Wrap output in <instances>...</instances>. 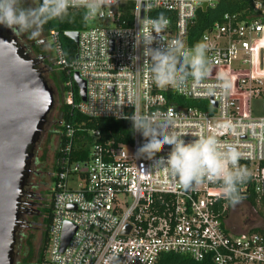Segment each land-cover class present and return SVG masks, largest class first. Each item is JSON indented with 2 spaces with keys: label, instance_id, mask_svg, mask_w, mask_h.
<instances>
[{
  "label": "built area",
  "instance_id": "2783aa9c",
  "mask_svg": "<svg viewBox=\"0 0 264 264\" xmlns=\"http://www.w3.org/2000/svg\"><path fill=\"white\" fill-rule=\"evenodd\" d=\"M218 1L115 0L96 16L104 23L78 32L69 64L57 34L49 32L54 62L77 73L84 83V100L75 102L73 80L66 81L64 102L90 118L131 120L132 139L116 146L94 144L87 159L75 161L74 130L64 126L65 145L54 164L48 242L38 264H156L166 253L197 262L208 258L211 264H264V236L235 233L227 222L222 182L180 187L154 165L169 146L154 160L139 156L146 140L133 127V119L143 120L183 135L185 142L214 136L221 150L234 148L241 154L239 165L249 172L238 185L241 202L249 191L257 199L264 195V0H243L250 2L251 14L224 13L191 44L190 29L202 9L196 4L214 8ZM161 14L167 23L152 32L151 47L188 54L201 45L203 76L199 71L188 75L177 87L155 84L151 57L144 54L143 43L137 46V34ZM178 59L183 63L184 56ZM166 95L206 104L176 105ZM91 135L99 137L100 132ZM251 210L256 213L255 207ZM65 223L75 229L61 250Z\"/></svg>",
  "mask_w": 264,
  "mask_h": 264
},
{
  "label": "clouds",
  "instance_id": "9594fccd",
  "mask_svg": "<svg viewBox=\"0 0 264 264\" xmlns=\"http://www.w3.org/2000/svg\"><path fill=\"white\" fill-rule=\"evenodd\" d=\"M114 3L115 0H41L39 6L33 8L25 7L24 0H0V25L20 34L29 33V38L34 39L43 24L63 20L69 9H83L85 19H88L102 14L105 7ZM166 23L161 14L157 19L148 21L146 30L141 26L137 34L140 39L136 38L137 46L143 43L144 54L151 57V73L155 84L159 87H177L188 75L195 76L198 71L201 76L206 73L204 50L201 45L188 54L172 47L152 48L155 41L152 32L162 30ZM181 55L184 61L177 67ZM132 121L133 127L146 140L138 149L139 156L154 160L157 153L162 152L166 145L169 146L167 155L156 160L154 165L163 168L180 187L188 189L205 180L219 179L229 203L235 205L242 200L238 185L248 179L249 172L239 165L241 154L236 149L221 150L214 136H199L185 142L183 135L169 133L143 120Z\"/></svg>",
  "mask_w": 264,
  "mask_h": 264
},
{
  "label": "water",
  "instance_id": "95a60500",
  "mask_svg": "<svg viewBox=\"0 0 264 264\" xmlns=\"http://www.w3.org/2000/svg\"><path fill=\"white\" fill-rule=\"evenodd\" d=\"M196 5L206 7L204 2ZM65 36L77 43L78 32H65ZM40 61L13 30L0 25V264L15 263L22 200L35 150L55 106L54 90L42 74ZM72 80L83 101V81L77 73ZM74 229L64 224L61 250ZM128 229L126 225L124 231Z\"/></svg>",
  "mask_w": 264,
  "mask_h": 264
},
{
  "label": "trees",
  "instance_id": "16d2710c",
  "mask_svg": "<svg viewBox=\"0 0 264 264\" xmlns=\"http://www.w3.org/2000/svg\"><path fill=\"white\" fill-rule=\"evenodd\" d=\"M35 7L39 6L41 0H35ZM252 6L249 1L243 0H219L214 8H206L205 10L198 9L196 12L195 23L190 29V43L195 44L200 34L214 21L220 20L224 13H240L243 16L252 13ZM86 28L85 13L83 10L69 9L68 15L63 20H52L42 25L41 34L48 35L49 32H55L57 34V41L60 43L63 56L66 62L69 64L75 57L76 44L74 41L65 36V32H79ZM17 38L21 35L27 41V47L30 53L34 57L40 58L41 67L47 72L48 78L51 80L57 92V105H56V117L49 121L47 131V142L51 141V136L56 135L57 146L55 158L61 156L60 148L65 145L66 137L64 126L69 125L74 130V137L72 142V154L73 160H85L88 158L91 146L94 144H112L113 146L119 144H128L132 139V122L129 119H114V118H90L79 113L76 108L66 104L63 100V88L62 85L72 80V72L68 67L62 68L55 62L51 61L53 58L46 52L45 47L47 39L43 40L36 36L34 39L29 38V33H17L14 32ZM44 43V44H43ZM48 47L52 48V43H49ZM46 54V55H45ZM177 67H180V64ZM74 90V101L78 102V91L76 85L72 82ZM170 103L176 105H184L190 107H203L204 102H198L191 99H184L174 95H166ZM91 131H99V137H93ZM246 202L255 207L257 213L262 219L264 224V195L257 199V196L252 191L247 194ZM227 207H231V203L226 200ZM228 216V215H227ZM52 217V203L45 211V217L43 226L41 229L40 245L37 248L36 255L34 257V249L32 243L27 240V256L21 261V264H29L33 260V264H38L43 258L45 249L48 242V229L51 223ZM251 231H255L264 236V228H256ZM156 264H211L208 258L203 261L197 262L188 256L180 254L166 253L162 254Z\"/></svg>",
  "mask_w": 264,
  "mask_h": 264
},
{
  "label": "rangeland",
  "instance_id": "374dc122",
  "mask_svg": "<svg viewBox=\"0 0 264 264\" xmlns=\"http://www.w3.org/2000/svg\"><path fill=\"white\" fill-rule=\"evenodd\" d=\"M36 5V1L35 0H24V6L25 7H33L35 8ZM104 23L103 19H99L97 17H93L90 18L88 20H86V28H90V27H94V26H98L99 24ZM85 28V29H86ZM38 38H41L43 40L47 39V43L45 44V50L53 57V53L51 52V48L48 47L50 41L48 40V35L45 34H41L39 33V35H37ZM19 42L26 48L27 51H29V48L27 47V41L24 37H22L21 35L18 38ZM30 52V51H29ZM32 55V53H31ZM51 61L54 62V59L51 58ZM40 68L42 70V74L44 76V78L47 80L48 84L52 87V89L54 90V95H55V106L48 118V122H47V126L46 129L37 145L36 148V152L35 155L36 156H41V154L44 153V151L47 153L48 149L49 152L47 153V158L49 160V164H52L53 162V154L56 148V144H57V137L56 135H52L51 136V141L47 142V131L49 128V125L51 124L49 121H51V119H54L56 117L57 111H56V105H57V92L55 90L54 85L52 84L51 80L48 78L47 76V72L44 70V68L41 67L40 64ZM258 113H261L262 111H260L259 109H257ZM46 137H45V136ZM41 142V143H40ZM47 150V151H46ZM257 209H256V213H253L251 210V206L247 203V202H239L235 205H231V207H229V212H228V216H227V222L229 223L231 229L235 232V233H241V232H246V231H251L253 229L256 228H264V224L262 222L261 217L259 216V214L257 213ZM21 231V230H20ZM41 236V229H35L33 231L30 230H22L20 232V237L18 239V243H17V251H16V255H15V261L17 260L18 264H21V261L24 257L27 256V248H26V241L29 240L32 243V247L34 249V257L36 255L37 252V248L40 245V237ZM29 264H33V260L32 262H30Z\"/></svg>",
  "mask_w": 264,
  "mask_h": 264
},
{
  "label": "flooded vegetation",
  "instance_id": "af4514ba",
  "mask_svg": "<svg viewBox=\"0 0 264 264\" xmlns=\"http://www.w3.org/2000/svg\"><path fill=\"white\" fill-rule=\"evenodd\" d=\"M49 150L50 149H48V152ZM47 153L44 151L41 156L35 155L32 161L27 187L25 189V196L22 200L23 203L20 216L21 228L18 230V239L23 229L26 231L42 229L45 211L51 201L50 194L54 179L56 148L53 154L54 158L52 164H49ZM17 262L16 260L14 264H18Z\"/></svg>",
  "mask_w": 264,
  "mask_h": 264
}]
</instances>
